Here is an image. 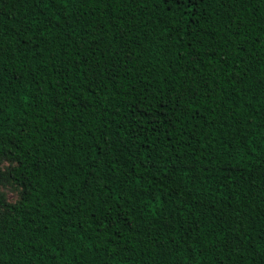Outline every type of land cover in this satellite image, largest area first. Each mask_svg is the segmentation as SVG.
Segmentation results:
<instances>
[{"label":"trees","instance_id":"1","mask_svg":"<svg viewBox=\"0 0 264 264\" xmlns=\"http://www.w3.org/2000/svg\"><path fill=\"white\" fill-rule=\"evenodd\" d=\"M0 264H264V0H0Z\"/></svg>","mask_w":264,"mask_h":264},{"label":"rangeland","instance_id":"2","mask_svg":"<svg viewBox=\"0 0 264 264\" xmlns=\"http://www.w3.org/2000/svg\"><path fill=\"white\" fill-rule=\"evenodd\" d=\"M16 163L5 157H0V198L8 203H16L21 196V187L8 176V169ZM5 207L0 205V214Z\"/></svg>","mask_w":264,"mask_h":264}]
</instances>
